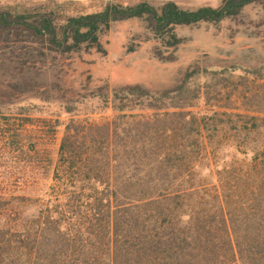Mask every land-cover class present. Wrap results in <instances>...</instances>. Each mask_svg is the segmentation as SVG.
Listing matches in <instances>:
<instances>
[{
	"label": "trees",
	"instance_id": "1",
	"mask_svg": "<svg viewBox=\"0 0 264 264\" xmlns=\"http://www.w3.org/2000/svg\"><path fill=\"white\" fill-rule=\"evenodd\" d=\"M251 6L264 17V0L0 6V110L68 117L51 184L37 179L31 211L0 226V264H264V32L240 31L254 26ZM133 20L145 37L126 54L147 43L164 64L188 45L187 28L260 48L203 53L162 89L112 87L93 73L112 26ZM49 123L54 134L59 120ZM7 194L8 207L30 201Z\"/></svg>",
	"mask_w": 264,
	"mask_h": 264
},
{
	"label": "rangeland",
	"instance_id": "2",
	"mask_svg": "<svg viewBox=\"0 0 264 264\" xmlns=\"http://www.w3.org/2000/svg\"><path fill=\"white\" fill-rule=\"evenodd\" d=\"M94 1H100L104 4L108 0H90L81 3L87 4ZM117 1L120 3L134 2V0ZM176 1L187 8H195L205 4L215 5L219 2V0ZM12 2L13 0H0V6ZM89 11L91 10L89 9ZM246 15L247 18L244 21L246 23L253 21L254 26L259 28L252 26L246 30V27H244L240 31L247 32V35L258 31L263 33L264 26H261V24L264 23V17L260 9L251 6L246 10ZM237 21L240 23L241 18ZM229 24L230 22H227L225 27L227 28ZM181 35H187L188 45L179 49L175 62L164 64L150 55V45L147 43L139 45L138 53L127 55L125 50L130 40L133 37H142L139 38V41H142L145 37L143 28L136 20L116 23L112 26L108 37L109 45L107 49L109 55L105 60H100L93 74L99 79H111L112 87L141 84L152 90L162 89L173 85L179 75L203 53H208L212 57L217 55L242 56L246 54V50L242 48L247 44L254 46L256 49L260 48L255 40H246L247 35L242 38V33H240L235 44H230L227 40L228 33L226 30L222 35L215 36L205 28H187L182 31ZM139 41L135 44L136 46ZM203 110V107L199 108V111ZM20 112L16 107L11 110L5 108L0 110V195L8 193V197L29 198L30 201L25 204L13 201L8 207L4 200L0 199V226L15 220L17 218L16 214L25 208H27L26 211H31L30 204L36 198L39 188V186H36L37 179L41 180V184H51V180L43 181V179L52 174L54 165L59 159V150L65 130L64 124L68 120V117L55 106L47 110L53 116L40 115L36 112L21 115ZM57 119L60 126L53 134L48 126L50 125L49 121L54 122L55 125ZM36 161H50L53 166L49 169L48 174L38 175L35 168ZM6 212L11 215L10 219L7 218L8 220L3 217Z\"/></svg>",
	"mask_w": 264,
	"mask_h": 264
},
{
	"label": "crops",
	"instance_id": "3",
	"mask_svg": "<svg viewBox=\"0 0 264 264\" xmlns=\"http://www.w3.org/2000/svg\"><path fill=\"white\" fill-rule=\"evenodd\" d=\"M72 1H77V2H88V1H90V0H72ZM137 2H138V1H135V0H134V2H131V1H130L129 3H134V4H135V3H137Z\"/></svg>",
	"mask_w": 264,
	"mask_h": 264
}]
</instances>
